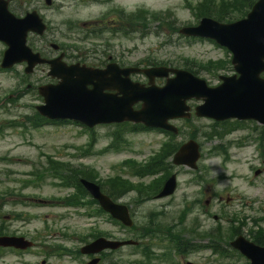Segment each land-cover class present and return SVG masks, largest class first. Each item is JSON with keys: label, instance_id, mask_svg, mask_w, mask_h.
Instances as JSON below:
<instances>
[{"label": "rangeland", "instance_id": "1", "mask_svg": "<svg viewBox=\"0 0 264 264\" xmlns=\"http://www.w3.org/2000/svg\"><path fill=\"white\" fill-rule=\"evenodd\" d=\"M199 1L203 0H119L122 10L127 11L126 13H138L145 10L149 13L150 18L159 17L157 19L165 24L161 25L158 21L151 22L152 19L142 20L139 23V28L144 32L143 35L130 36L129 39H121L117 42L118 53L121 56L118 59L131 65L147 60L154 63L166 62L175 68H181L185 59H192L199 63L227 60L229 53L224 49L218 48L208 41H188L174 33V28L180 29L198 23L199 18L195 16V13H191L189 8H193ZM212 1L215 2L214 5H218L222 0ZM64 3L66 4L63 8L59 9L58 6H55L53 9V25L56 29L54 34L58 41H62L66 45H74L83 33L79 24L89 19H95L100 14L101 8L77 7L73 0H64ZM249 10H245L242 6L240 13L227 14L230 17L227 20L244 18L245 13ZM227 20H221V22L227 23L229 22ZM69 23L76 28L71 33L66 30ZM76 45L84 50L101 49L98 47L100 45L97 41H87L86 44ZM1 50L0 46V52ZM227 73L230 74V71ZM204 75L203 72L199 74V76ZM15 85L17 86V82ZM15 85L6 76L0 74V100L9 96L16 88ZM16 97H23V94L13 95L10 98L15 100ZM40 103L41 101L31 100L29 97L21 101H0V122L4 124L7 120H15L24 123V116H32L35 112L34 107ZM181 127L183 135L177 137V142H186L189 133L196 134L204 155L199 166L207 168L208 179H211V182L193 185L191 184L192 175L181 171L179 175L177 172V190L168 198L136 204L134 202L135 194L130 193L120 199L119 201L130 206L135 229L139 228L130 233L127 229H121L118 225L108 221L105 216L88 218L84 215V210L78 212L71 208L53 207V203L50 201L54 198L64 197L68 191L53 186L51 179L28 187H23L21 181L31 178L30 171L40 170L45 164L46 157L51 156L60 161L71 162L74 166L88 165L98 171L101 179L120 174L136 183L137 178L130 177L126 172H120L116 165L126 159L145 161L159 149L162 141L165 140L164 135L154 132L128 134L126 136L129 142L128 148L77 162L72 158L74 147H85L89 139V134L80 127L49 125L30 129L26 133L22 128H9L3 131L0 136V197L3 198V204L0 205V220H5L3 226L9 234L26 235L27 238L36 241L38 246L22 255L10 251L4 252L0 255V264H41L42 261L44 264H80L81 258L74 260L69 257H48L44 255V251L53 244H62L70 249L78 248L80 246L78 238L82 236L89 239L88 233L93 228L111 236V239L138 241V246L140 245L141 248L148 245L152 255L161 256L166 252V249H170L169 243L165 238L158 236L156 232L148 233L143 228V226H152L147 221L152 213H158L154 221L156 226L179 225V228L174 230L175 232L194 229L200 233L221 231L222 234H225L229 221L234 219L245 223L242 235L247 239H249L248 234L257 229L253 220L264 229V218H261L264 217V175L256 178L255 186H248L245 181V177L249 175V166L259 164L257 155L251 148L256 144H251L249 140L244 150L233 149L229 162L223 164L220 156L212 154V148L218 142L224 145L229 137L226 136L221 140L205 138L204 133L209 128V122L204 120H193L190 123L182 124ZM112 131V126L95 129L97 138L95 151H99L109 143ZM144 181L148 182L149 179ZM206 188L215 190L222 197V203L211 198L212 208L208 209L211 215L217 216L218 223L203 215V210L207 209L204 201L210 195L201 197L199 193ZM18 193L27 195L28 198L22 199L19 196H13ZM235 195L238 196L236 199ZM228 196L232 198V202L230 205H225L224 202ZM197 199H201L199 205ZM193 204H197V206H192ZM188 205L192 206V209L184 220L180 221L179 216L183 213L182 209ZM18 211L29 214L31 217L27 220L15 221L12 219L11 213ZM159 213L161 214L159 215ZM225 219L228 220L225 221ZM236 221H234L235 225ZM153 233L158 237H149ZM62 234L69 237L75 235L76 237H74L75 239H65ZM136 235L139 237L137 240H135ZM142 235L146 237H141ZM188 237L194 244L205 245L208 242L206 238L198 239L191 234ZM262 238L264 239V237ZM138 250L140 251L139 248L134 250L131 246L123 247L111 253L103 264H132L137 261H145ZM175 262L181 264H244L245 260L237 257L233 261L220 259L218 254L211 255L208 251H199L191 253L185 259L177 257ZM150 264L165 263L154 259Z\"/></svg>", "mask_w": 264, "mask_h": 264}, {"label": "water", "instance_id": "2", "mask_svg": "<svg viewBox=\"0 0 264 264\" xmlns=\"http://www.w3.org/2000/svg\"><path fill=\"white\" fill-rule=\"evenodd\" d=\"M182 32L214 38L233 50L236 56L234 59L237 63L236 68L242 71L239 83L228 82L219 89L205 90L192 85L191 80L184 73H178L180 76L167 86V93L164 91L161 94L151 92L145 97L147 101H145L143 109L138 113H133L130 107L137 100L134 88L127 85L116 87L123 96L119 98L120 100L110 101V98L101 94L104 86L98 76L95 75L88 81L89 83L95 81V83H92L94 89L91 92L85 91L88 82H83L79 86H69L74 81L68 84L62 83L56 88L57 91H53L51 96L44 92L46 108H53V114L50 116L81 118L90 124L93 120L97 122L133 120L143 121L148 125H158L161 120L156 117H159L171 101L169 97L174 96L175 92L184 91V86H189L199 96L206 97L207 101L204 108H208L209 111L225 114V118L235 116L239 118L253 117L264 122V83L255 80V74L264 69L261 65V60L264 58V0H260L253 7L252 12L244 21L232 25H221L213 21L203 20L199 28L183 30ZM10 46L9 53H16L21 50L20 42L16 36H14ZM103 74H106V72L102 73V77ZM151 97L155 101H151ZM213 101H215L214 104ZM246 112L254 113L244 116ZM189 146L196 151V147L192 143ZM196 158L197 154L195 153L193 161ZM91 193L100 200L102 207L110 212L113 217L127 223L123 207L111 204L108 199L99 194L97 188L92 189ZM165 194L167 192L162 193V195ZM18 242L2 239L0 245L15 246L19 244ZM245 244L247 249L239 248V250L251 259L252 264H264V255L257 254L259 253L257 248ZM107 246L109 245H104V247Z\"/></svg>", "mask_w": 264, "mask_h": 264}, {"label": "trees", "instance_id": "3", "mask_svg": "<svg viewBox=\"0 0 264 264\" xmlns=\"http://www.w3.org/2000/svg\"><path fill=\"white\" fill-rule=\"evenodd\" d=\"M253 4V0H229V1H221L220 4L214 5L213 2H207L206 4H199L197 6V15L198 16H208V17H213L219 21L221 20H227L230 17L227 14H234V13H240L239 11L242 9V6L244 7L245 10L250 8V6ZM229 21V20H227ZM163 160V159H162ZM162 160L159 162L156 160L155 164L151 166H145V171L151 170L152 168L159 167L162 163ZM163 164V163H162ZM156 170V169H155ZM145 171H138L135 173H140L139 175H142L143 172ZM107 187L111 189V192H116L118 191L119 195L127 192L128 190L136 189L139 194L142 193L141 185L138 187L132 186L128 184L127 182H123L119 179L115 180L112 182V185L107 184ZM158 185H155L154 187H150L152 190L156 191L158 189ZM101 186H103L101 184ZM109 193V192H108ZM112 195L111 193H109Z\"/></svg>", "mask_w": 264, "mask_h": 264}, {"label": "flooded vegetation", "instance_id": "4", "mask_svg": "<svg viewBox=\"0 0 264 264\" xmlns=\"http://www.w3.org/2000/svg\"><path fill=\"white\" fill-rule=\"evenodd\" d=\"M53 15V14H52ZM52 26H53V22H52Z\"/></svg>", "mask_w": 264, "mask_h": 264}]
</instances>
